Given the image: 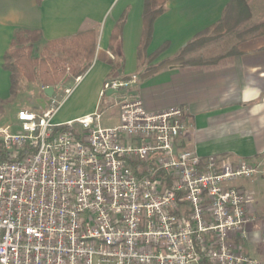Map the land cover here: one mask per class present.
<instances>
[{
	"label": "built area",
	"instance_id": "1",
	"mask_svg": "<svg viewBox=\"0 0 264 264\" xmlns=\"http://www.w3.org/2000/svg\"><path fill=\"white\" fill-rule=\"evenodd\" d=\"M137 80L108 79L98 108L62 123L74 87L58 86L0 126V264H261L240 243L254 193L236 185L259 165L200 156L183 110L148 111Z\"/></svg>",
	"mask_w": 264,
	"mask_h": 264
},
{
	"label": "crops",
	"instance_id": "2",
	"mask_svg": "<svg viewBox=\"0 0 264 264\" xmlns=\"http://www.w3.org/2000/svg\"><path fill=\"white\" fill-rule=\"evenodd\" d=\"M229 1L167 0L164 13L154 22L147 55L165 43L168 47L150 63L153 68L147 69V63L137 57L144 0H0V102L12 98L10 72L3 65L16 32H40L33 55L37 48L43 53L51 42L93 31L96 48L92 63L80 76L88 104L84 106L87 98L79 101L73 94L69 98L71 113L66 115L60 108L56 122L93 112L108 79L138 75L135 87L148 111L171 106L183 110L192 126V144L200 156L217 155L232 162L244 160L259 165V173L237 185L259 199L264 193V35L241 39L228 56H223L228 51L213 52L218 39L179 55L185 44L220 20ZM247 2L251 18L257 20L251 27L263 24L264 0ZM123 14L126 20L114 57L109 49L110 37ZM257 206L259 209V202Z\"/></svg>",
	"mask_w": 264,
	"mask_h": 264
},
{
	"label": "trees",
	"instance_id": "3",
	"mask_svg": "<svg viewBox=\"0 0 264 264\" xmlns=\"http://www.w3.org/2000/svg\"><path fill=\"white\" fill-rule=\"evenodd\" d=\"M167 0H144V11L142 15L143 27L141 34L140 45L137 49L138 60L147 63V69H152L150 63L159 56L168 47V44H163L154 53L147 55V48L152 38L153 25L155 20L164 13L165 3ZM41 0H37L40 3ZM252 17L251 9L247 0H230L225 6L220 20L208 28L204 32L198 34L193 40L183 46L179 55H184L186 52L196 47L202 46L205 43L219 38L224 33L235 31L242 23L250 20ZM126 20L123 14L116 23L111 37L109 49L114 57L115 45L120 40L124 23ZM255 30L256 35H264V23L254 26L243 32L236 34L241 37L245 33H251ZM208 33H214L209 35ZM39 31H18L11 40L10 48L4 56V69L10 72V94H15V87L17 86V79L15 73L20 74L28 82H38L40 87H54L56 89L62 81H68L70 78L75 79L86 73L92 63L93 55L96 48V38L93 31L82 32L75 35L70 40H59L57 42L49 43L43 49L45 58L37 59L33 57V44L40 40ZM62 47L64 56L75 62L71 64L69 72L61 69L60 59L53 58L51 53ZM231 51H228L223 56H228ZM223 56L217 57L211 63L218 61ZM204 64V62H201ZM64 74H67L64 77ZM64 77V78H63Z\"/></svg>",
	"mask_w": 264,
	"mask_h": 264
},
{
	"label": "rangeland",
	"instance_id": "4",
	"mask_svg": "<svg viewBox=\"0 0 264 264\" xmlns=\"http://www.w3.org/2000/svg\"><path fill=\"white\" fill-rule=\"evenodd\" d=\"M253 22H257L256 18L251 20H248L244 23H242L235 31L230 33H224L222 34L218 39L216 43L213 44L214 49L213 52L217 51L218 53L226 52L232 49H235L238 46V42L241 39L247 38L252 35H256V31L252 30L251 33H245L241 37H237L236 34L239 32H243L245 30H248L253 25ZM209 35H213L212 33H208ZM240 48V46L238 47ZM51 56L53 58H59L60 59V66L61 69H65L66 72H69V69L71 67V64H76L75 62H70L69 59H67L63 52L62 47H57L52 53ZM33 57L40 59L45 58L40 48H37L33 52ZM67 74H64V77H66ZM138 76V75H137ZM15 77L17 79V86L15 87V94L12 95V98L8 101H5L3 103L0 102V126L5 125L7 123H12V131H16L18 128L16 126V122L13 119L14 114L19 109H28L32 111H39L40 104L38 103V99L45 98L43 89L40 87L38 82H28L26 81L20 74L17 72L15 73ZM63 77V78H64ZM82 81L80 83H75V80L70 78L68 81H62L59 84L60 91H63L65 88H72L74 89L70 96L73 94L77 96V99L79 101L81 99L87 98V93H84L83 87L80 86ZM80 86V87H79ZM60 93H58L59 95ZM56 94V96H58ZM73 95V96H74ZM70 98V97H69ZM69 98L63 102L61 105V109L63 110V113H66V115L70 114L71 109V102L69 101ZM84 106L88 104L89 98L84 100ZM10 103V104H9ZM101 99H98L97 108L100 106ZM83 104V103H82ZM83 106V105H82ZM59 108V109H60ZM75 108H79L78 105ZM54 122H56V119H54ZM58 123V122H56ZM118 123V110L115 107H111L108 110H106L103 114L102 118V125L103 126H114ZM241 182V181H240ZM240 182H237L236 185H238ZM257 202L260 203L259 209L257 206ZM253 207L256 209L254 212V221L251 224L252 230L248 232V238L245 240H241V246L245 254L250 256L251 258H255L261 262V264H264V193L261 196V198L254 195V203Z\"/></svg>",
	"mask_w": 264,
	"mask_h": 264
},
{
	"label": "water",
	"instance_id": "5",
	"mask_svg": "<svg viewBox=\"0 0 264 264\" xmlns=\"http://www.w3.org/2000/svg\"><path fill=\"white\" fill-rule=\"evenodd\" d=\"M54 92H55L54 87H45V88H43V93H44V96H45L46 99L51 98L53 96ZM110 93L111 92H108V95H110ZM45 98L44 99L40 98V99L37 100L38 103L40 104L41 108H44L45 105H46L47 100H45Z\"/></svg>",
	"mask_w": 264,
	"mask_h": 264
}]
</instances>
